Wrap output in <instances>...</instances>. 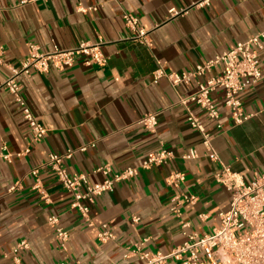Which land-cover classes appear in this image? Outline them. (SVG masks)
Masks as SVG:
<instances>
[{
  "label": "crops",
  "instance_id": "crops-1",
  "mask_svg": "<svg viewBox=\"0 0 264 264\" xmlns=\"http://www.w3.org/2000/svg\"><path fill=\"white\" fill-rule=\"evenodd\" d=\"M0 0V264H18L12 250L23 239L30 248L19 253L22 264H141L132 253L142 250L169 254L182 245L184 221L188 232L211 233L219 225V212L230 207L231 192L215 174L229 166L253 181L264 173V48L260 51L262 79L240 93L244 111L252 115L234 125L223 105L221 90L212 93L220 110L223 130L195 104L191 110L213 134L212 146L219 161H212L201 133L187 121L178 103L194 85L172 87L167 80L152 81L159 65L170 71H186L195 64L233 48L264 30V0ZM103 4L97 10L89 7ZM88 9L80 11L79 7ZM182 10L171 16L169 10ZM139 18L150 45L134 39L123 12ZM104 41L105 66L87 65L79 55L72 67L47 72L32 71L19 77L21 91L39 122L44 139L34 141L13 96L3 83L11 68L21 66L28 43L42 51L54 46L69 49L81 40ZM264 44V39H263ZM220 72V67L214 73ZM156 113L158 125L149 131L138 120ZM86 146V150L81 147ZM162 146L173 156L160 166L139 169L129 181H119L91 205L89 225L72 208V194L65 190L47 165L50 153L72 151L64 159L68 173H87L91 181L105 176L95 172L109 165L120 172L142 161ZM29 152H25L26 149ZM195 149L198 157L183 155ZM39 168L43 188H36L32 169ZM180 171L178 186L167 177ZM195 196L184 201L180 214L171 211L176 196ZM57 215L69 231L62 248L48 218ZM140 221L134 222L133 217ZM108 223L115 239L101 241L99 227ZM160 264H181L168 258Z\"/></svg>",
  "mask_w": 264,
  "mask_h": 264
},
{
  "label": "built area",
  "instance_id": "built-area-1",
  "mask_svg": "<svg viewBox=\"0 0 264 264\" xmlns=\"http://www.w3.org/2000/svg\"><path fill=\"white\" fill-rule=\"evenodd\" d=\"M22 3L27 0H22ZM103 2L89 7V10H97ZM211 4V0H199L196 6L203 7ZM79 7L80 11H87ZM171 16L179 15L182 10L171 7ZM123 18L126 26L133 32V38L142 43L150 45V39L146 30L140 28L139 18L130 12L124 11ZM264 30L253 35L246 41H239L236 45L225 50L214 57L195 64L192 69L186 71H170L164 65H159L153 72L154 83L165 79L174 87L182 85L194 88L186 94L180 93L178 103L181 104L187 113V121L197 129L202 137L203 143L208 150V156L212 161H219V154L212 146L213 134L210 133L199 117L191 110L190 104L197 105L206 116L213 120L218 130H223L221 113L215 104L212 93L216 90L222 91L223 105L228 109L230 118L234 125H239L248 120L252 115L247 114L243 108L240 93L257 84L263 77L261 67L260 51L264 48ZM104 41L100 38L96 42L81 40L75 47L64 49L54 46L51 50L42 51L39 44L28 43V51L21 66L11 68L10 75L3 83L14 98L20 109L24 120L27 122L32 133V139L39 141L44 139L46 128L39 122L32 108L22 94L19 77L23 74H30L32 71L47 72L51 67L65 69L72 67L79 55L87 57V65L105 66L108 57L102 51ZM0 47V62H2ZM220 67V72L214 73ZM149 131H154L158 125L156 113H148L138 120ZM87 147H81L86 150ZM26 149L25 152H29ZM173 156V152L164 146L159 150L150 153L140 166H129L120 172H115L109 165L98 167L95 172L102 173L105 178L101 182L91 181L89 174H69L64 166V159L72 157V151L59 155L50 153L47 165L53 171L61 186L72 194V208L78 210L82 218L89 224H94L91 218V205L96 198L103 193L112 191L119 181H129L139 174L140 167L151 168L166 163ZM0 157L10 160L11 154L0 151ZM185 159H195L198 153L190 149L183 155ZM36 178L35 187L43 188L42 179L39 176V168L32 169ZM185 178L180 171H172L167 177L170 185L178 186ZM216 180L223 184L231 192L230 207L219 212L220 222L211 233L200 234L199 232H188L190 223L184 221L181 225L182 233L186 240L182 245L175 248L169 254L160 252L153 253L142 250L141 245L136 244L131 249L141 259V264H160L168 258H174L181 264H264V173L259 174L251 182H246L243 176L231 170L229 166H223L215 174ZM195 196L186 194L174 197L170 209L180 214L184 201H195ZM134 222H139L140 217L134 216ZM49 224L55 227L56 238L62 248L67 247L69 231L60 225L57 215L48 218ZM98 238L103 241L115 239L114 233L109 229L108 223H103L97 233ZM27 239L21 240L11 251L18 264L21 263L19 253L29 249ZM60 264H67L61 262Z\"/></svg>",
  "mask_w": 264,
  "mask_h": 264
}]
</instances>
